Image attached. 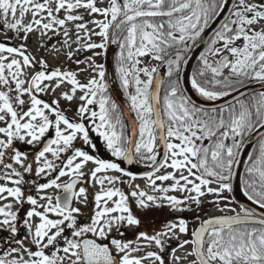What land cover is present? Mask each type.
Listing matches in <instances>:
<instances>
[{"label":"snow or ice","instance_id":"obj_1","mask_svg":"<svg viewBox=\"0 0 264 264\" xmlns=\"http://www.w3.org/2000/svg\"><path fill=\"white\" fill-rule=\"evenodd\" d=\"M104 3L0 0V30L5 36L12 32L27 42L30 34L38 33L40 46L47 50L43 38L49 33L62 35V47L53 46L51 51L59 53L66 47L68 60L76 52L117 45L115 73L125 98L122 107L109 94L105 65L95 63L103 52L74 61L87 65L79 72L92 74L81 82L78 72L49 69L46 60L28 54L26 43L9 46L12 38L0 42V231L9 233L6 242H0V264H143L145 260L165 264L161 254L170 240L178 243L171 247L169 264H182L189 256L194 257L190 264H264V133L241 175L243 195L257 207L241 206L237 212L228 207L231 201L223 195L232 191L234 167L240 163L238 153L245 140L264 129V91L248 97L240 91L252 81L264 83V28L255 27L264 22V2L232 0L228 16L206 43L188 78L191 89L207 101L240 94L211 111L185 94L183 66L188 64L185 54L229 0H107L106 6H98ZM81 9L101 19L87 21ZM92 36L100 37V42H93ZM237 41L242 46H234ZM72 44L77 47L73 49ZM145 57L159 64L141 67ZM160 66L166 68L163 77L158 74ZM65 84L69 88L61 90ZM77 92L80 103L74 118H69L60 102H73ZM41 95L53 98L48 101ZM132 113L129 136L123 119ZM90 133L104 141L116 160L149 168L142 177L148 184L136 185L128 194L115 187L123 183L132 188L131 181L137 177L119 163L76 145L79 140L95 150ZM23 145L32 149L31 155ZM89 163L93 167L86 174ZM162 169L172 171L157 174ZM26 174L45 182L26 179ZM86 176L91 187L79 186ZM64 177L68 179L62 181ZM165 181L172 183L165 187ZM97 185L99 191L92 192ZM49 189L55 193L47 194ZM33 191L37 195L30 194ZM176 191L187 195L168 194ZM205 196L215 199H201ZM130 200L135 201V212ZM221 200L227 202L223 207ZM161 201L173 211H189L192 204L200 209L210 203L220 212L235 214L201 221L190 240H180L188 234L182 218L155 235L140 231L137 241H146L143 245L133 247L132 241L113 236L114 231L123 235L120 230L126 225H140L142 218L164 206ZM25 204L29 208L21 225L18 220ZM152 244L159 252L133 256ZM186 245H191V251L184 257L176 255Z\"/></svg>","mask_w":264,"mask_h":264},{"label":"flooded vegetation","instance_id":"obj_2","mask_svg":"<svg viewBox=\"0 0 264 264\" xmlns=\"http://www.w3.org/2000/svg\"><path fill=\"white\" fill-rule=\"evenodd\" d=\"M257 2H264V0H257ZM25 19L27 20V17ZM255 27H256L257 30H260L261 28H264V22H262V25L259 24V25H256ZM48 36H51L52 39L49 40ZM48 36H45L43 38L44 43L47 44V50H46L45 48L40 46L41 41L39 39V34L38 33L30 34L29 39L27 40V42H25L23 40L16 39L15 38V34L12 33V32H8L7 36H5L4 32L2 30H0V42L8 43L9 42V38H12L9 46H17L18 47L20 44L26 43L28 54L34 56L36 59L43 58L46 61H47L46 54L47 53L48 54L51 53V49L54 46V44H59L58 48L62 47V38L61 37L60 38H58V37L54 38L52 33H49ZM242 43H243L242 41H237L236 45H234V46H242ZM65 52H66V50L64 48L63 51L61 52V56H64L65 61H67V58H66V56L64 54ZM47 64H48L49 69L56 68V67H53V65L51 63H49V62H47ZM27 70L28 69H26V71ZM35 70H38V69H35ZM256 93H259V92H256ZM249 95H251V94H249ZM40 98H42L44 100H48V101L51 100L50 97H46L44 95H41ZM226 143L230 144L231 141L229 140ZM256 143H258V141ZM20 147H23L24 150L29 152V155H31L32 150L31 149H27L28 146L23 145V146H20ZM94 152L95 153L97 152L96 148H95ZM139 171L140 170H136L135 169L134 171H130V172L132 174H136ZM165 171L170 172V171H172V169H168V170L162 169L157 174L162 175V174H164ZM112 173L115 174L114 176L121 177V179H123V180L129 179V177L121 176L120 173H116V172H112ZM184 175H187V172H185ZM241 175L239 176V185H240V188L242 189ZM177 176H179V173H177ZM26 179L38 180L41 183L45 182L44 179L36 177L34 174H26ZM67 179L68 178H65V179L62 178V181H66ZM87 183H88V186L91 187L89 180H87V182H86V184L84 186H86ZM134 183H141L142 185H140V186L142 188H144L148 184V180L145 179V178H141V179L136 178L135 180L131 181V184H134ZM171 183H172V181H165V182H163V186L167 187ZM157 184L159 185V184H161V182L157 181ZM231 185H232V182H231ZM9 186H11V185H9ZM107 186H105V187H107ZM212 186L215 187V185H212ZM115 187H119L121 190L125 191L126 194L130 193V191L132 190V188H129V186L127 184H123V183H117L115 185ZM91 191L92 192H96V191L93 190V188H91ZM54 193H55L54 189L47 190V194H54ZM171 193H172V195L176 196L177 198H182L183 196L187 195V193H182V192H179V191L171 192ZM224 193L228 194L230 196V198L232 199L231 192L225 191ZM30 194L37 195V193L35 191L31 192ZM152 194L153 195H160L159 193H152ZM211 197L212 196H205V197H202L201 199H203L205 201H210ZM161 204H163L164 206L162 208L156 209L151 214V216H149L147 218H142V214H138V218H142V222H141L140 225H138V226H127L126 225L125 227H123L120 230V232H122L123 235H120L119 233H116L114 231L113 232V236L115 238H117V239H121L122 241H132L133 242V244H132L133 247L136 246V243H139V244L143 245V244H146L147 242L143 241V240L137 241V237H138L140 231H144L148 235H155V233L157 231H163L166 224L178 222V220L182 218V219H184L187 222L188 234L187 235H181L180 236V240H185V239H189L190 240L192 238L191 237V232L198 227V225L200 224L201 221L204 220V219L199 220V221L197 220V208H196V206L194 204H192L191 205V210L180 212V211L171 210L168 207L167 202L161 201ZM205 204H207V203H205ZM80 206L83 207V205H80ZM130 207H132L134 212H135V201L134 200H130ZM28 208H29V205L25 204L23 209L20 211V216H19L18 223H20L21 225L23 223L24 214H25V212L27 211ZM13 210L15 211L16 208H14ZM239 211H240V209L237 212H239ZM89 214H90L89 212H86L85 213V217H87ZM234 214L232 213L231 215H234ZM216 215H218V214H216ZM206 218H208V217H206ZM24 234H25V229L23 227H21L20 228V236L23 237ZM8 235H9V233H7L5 231H0V242H6V237ZM177 243H178V241H176V240L166 241V249L167 250L164 253L161 254L163 256L164 260H165V264H169V258H170V254H171V247L175 246ZM0 247H3L2 243H0ZM148 250L159 252V250L156 248L155 244H152L150 249H144V250H142L140 252H135V253H133V256H137V257L143 256V255H145L146 251H148ZM190 251H191V245H186L183 249H179L176 252V255L184 257L185 254L187 252H190ZM193 259H194V257L189 256L187 259L182 261V264H190V262ZM143 264H154V262L152 260H145L143 262ZM156 264H158V262H156Z\"/></svg>","mask_w":264,"mask_h":264},{"label":"rangeland","instance_id":"obj_3","mask_svg":"<svg viewBox=\"0 0 264 264\" xmlns=\"http://www.w3.org/2000/svg\"><path fill=\"white\" fill-rule=\"evenodd\" d=\"M246 2H257V0H246ZM106 3H107V0H105V3L104 4L98 5V6H101V7L106 6ZM79 12H80V14H84L85 15V19L87 21H91L92 19H101V17H99V16H91V17L87 16L83 9L79 10ZM260 25H262V23ZM69 27L71 28L72 25L69 24ZM88 27L89 28H93L94 25H92L91 23H88ZM80 35L83 37V35H84L83 32H81ZM53 37L54 38L55 37H58V38L61 37L62 38V41H63L62 35H60V36L53 35ZM91 39H92L93 42H96V43H99L100 42V37H98V36H92ZM58 45L59 44H54V46L56 48L59 47ZM76 47H77L76 44H72V48L73 49H75ZM64 48L67 51V48L66 47H64ZM104 51H105V49L104 50L94 49V50H91V51H80V52H76L73 55L72 60H68L67 59V61H65L64 56H61V52L57 53V52L51 51L50 54H48V53L46 54V59H47V62H49V63H51L53 65V67H58L59 66L60 68H63V69H68V70H71L73 72H78L77 79H79L81 82H87V79H89L91 77V75H92L91 72H79V69H83V68H85L87 66L86 63H81V64L77 65L74 61L77 60V59H80V60L83 61V60H85L86 57L92 56L93 55V52H103L102 55H99V56H96L95 57V63H97V64H103ZM106 58L108 59V54L106 55ZM213 58L214 59H218V57H213ZM107 59H106V62H105V65L106 66H107ZM141 59L143 61V63L140 65L141 67H143L144 64H147L149 67H153V66H157L158 65L157 61L151 60V59H149L147 57L141 58ZM33 70L34 69H28L27 72L30 73ZM141 78L144 79L143 76ZM68 88H69V86L65 84L61 90H67ZM76 95H77V99L74 100L71 103H69L67 101H63V100L60 102L61 109L62 110L67 109V111L65 112V114L69 118H74V110H75L76 107L79 106V103H80L79 100H78V96L80 95V93L77 92ZM46 97H50L51 99L53 98L51 96H46ZM76 145L79 146V147H82L83 150H85L89 154H91L88 145L81 144V142L79 140L76 141ZM27 149H31V148L28 147ZM49 158L51 159L50 156H49ZM92 167H93V165L91 163H89L88 166L84 169V172L86 174L89 173V171H90V169ZM165 170H168V169H165ZM108 175L114 176L115 174H113L112 172H109ZM65 178H67V177H64L63 179H65ZM0 183H3V181H0ZM136 185H142V184L141 183H134V184H132V189L135 188ZM87 186H88V183H87ZM90 186H91V184H90ZM105 186H107V184ZM92 188H93L94 191H99V186L98 185L95 186V187H92ZM168 194L169 195H172L171 192L168 193ZM223 195L225 197H228V200L231 201V203L228 204V207L234 208V209H236V211H238L240 209V206L237 205V204H235L232 201V199L230 198V196L228 194L223 193ZM213 199H215V198L214 197H211L210 198V200H213ZM164 202H166V201H164ZM226 203H227L226 201L221 200L220 201V206L223 207ZM232 213L233 212H227V213L220 212V211L217 210V207L215 205L210 204V203H207V204L203 205L200 209H197V217H199L197 220L199 221V220L205 219L206 217L213 216V215H216V214H218V215H222V214H229V215H231Z\"/></svg>","mask_w":264,"mask_h":264},{"label":"water","instance_id":"obj_4","mask_svg":"<svg viewBox=\"0 0 264 264\" xmlns=\"http://www.w3.org/2000/svg\"><path fill=\"white\" fill-rule=\"evenodd\" d=\"M232 6V0H229V3L228 5L226 6V8L221 12L220 16H218L213 22L212 24L209 26V28L201 35V38L196 42V44H194L191 48V50L189 51V53L186 55V58L188 59V64L187 65H184L183 66V75L185 76V72L188 68H190V71H191V66L196 58V56L198 55V53L206 46V43L209 41L210 37L213 35V33L215 32L216 29H218L221 25V23L224 22L225 20V17L228 16V9L231 8ZM106 54V52H105ZM104 64H105V60H104ZM107 73V72H106ZM160 76V72L158 73ZM182 84L184 86V88L186 89L185 85H184V80L182 81ZM110 86V85H109ZM264 87V83H261V82H256V83H253L251 85H248L244 88H242L240 91L244 94V97L247 96L248 94L250 93H253V92H261V89ZM109 91H110V94L112 96V98L119 104L123 107V104L122 102L117 98V96L114 94V92L112 91L111 87H109ZM186 95H189L191 97V95L189 94V92L187 91L186 89ZM240 94L239 93H234L233 96H239ZM233 96H229V97H225L223 99H221V101L219 103H215L213 105H203L201 103H198L196 100H194L192 97V100L194 103L197 104V106H202L206 109L208 108H218V107H222L224 106L225 104L227 103H230L233 101ZM133 116L131 115V117H129L127 114L124 116V120L125 122L127 123L128 125V135L131 136V129H132V121H133ZM261 133H264V129L260 130V131H257V132H254L250 137H248L245 141V144H244V147L242 149L241 152L238 153V159L240 160L241 162V159L243 157V154L245 152V150L247 148H250L259 138H260V134ZM159 158L162 159L163 158V148H159ZM135 164H132V165H129L127 164L126 162H123L122 161V164H121V167L125 170V171H134L135 170ZM239 165H236L234 167V172L236 173V175L233 176L231 182H232V191H231V195H232V198L233 200L235 201V203L243 206V207H249V208H256L252 205H248L246 203H243L241 201H239L236 197H235V194H234V186H235V183H236V176H237V173H238V169H239ZM146 171H150V169H146V170H142L136 174H133L134 176H137V177H143V174L146 172ZM86 183V179L85 178H82L78 184L79 186H82ZM199 227V226H198ZM197 227V228H198Z\"/></svg>","mask_w":264,"mask_h":264},{"label":"trees","instance_id":"obj_5","mask_svg":"<svg viewBox=\"0 0 264 264\" xmlns=\"http://www.w3.org/2000/svg\"><path fill=\"white\" fill-rule=\"evenodd\" d=\"M216 18V17H215ZM215 18H213L212 20L209 21V24L208 26L205 28L204 32L208 29V27L211 25V23L215 20ZM203 32V33H204ZM202 33V34H203ZM193 46V45H192ZM191 46V47H192ZM205 48L206 46L200 51V53L198 54V56L196 57L194 63H193V66H192V74L194 72V70L196 69L197 65H198V58L201 54V52H204L205 51ZM119 51L117 45H113V44H109V51H108V59H107V70H108V80H109V83L114 91V93L116 94L117 98L122 102V104L124 105L125 104V98L123 96V92H122V89L120 88V85H119V81L116 77V73H115V66H116V63H115V55L116 53ZM189 52V51H188ZM188 52L185 54L187 55ZM211 59H214L213 57H211ZM157 63L159 64V62L157 61ZM159 70H160V73L162 75V77L164 76V73L166 71V68L164 66H160L159 67ZM253 82V81H252ZM251 83V82H250ZM249 84V83H247ZM246 84V85H247ZM134 90V89H133ZM110 94V93H109ZM254 94H257V93H252L251 95H254ZM163 95V93L161 94ZM111 96V95H110ZM250 96V95H248ZM246 96V97H248ZM220 108V107H218ZM217 108V109H218ZM213 108H208L207 110L211 111ZM98 110V108L96 109ZM132 116L134 117L135 114L132 113ZM123 123L126 125V128H125V132L126 134H128V125L127 123L125 122V120L123 119ZM90 137H91V140L93 142V144L95 145V148L97 149V155H94V156H98L100 159H104V158H107V160H113L114 162H117V163H121V161L119 160H116L114 157L111 156V154L108 152V150L106 149V146H105V143L104 141L99 138L98 136H96L95 133H90ZM209 143L208 141H205V144ZM258 147V143H256L252 150H251V153H254L256 148ZM93 154V153H92ZM248 161V160H247ZM138 166L140 168H144L146 167L145 165L143 164H139L137 163ZM245 167H246V164L243 168V171H242V174L245 172Z\"/></svg>","mask_w":264,"mask_h":264},{"label":"bare ground","instance_id":"obj_6","mask_svg":"<svg viewBox=\"0 0 264 264\" xmlns=\"http://www.w3.org/2000/svg\"><path fill=\"white\" fill-rule=\"evenodd\" d=\"M226 8V7H225ZM224 8V9H225ZM191 77V73H190V68H188L185 72V79H184V85L187 89V91L189 92V94L191 95V97L196 100L198 103H201L203 105H213L215 103H219L221 100H217V101H207L205 100L203 97L199 96L193 89H191V85L190 83L188 82V78ZM261 91H264V87L261 89ZM248 152H249V148H247L243 154V157L241 159V162H240V166H239V169H238V173L241 169V167L244 165L245 161H246V158L248 156ZM234 194H235V197L243 202V203H246L248 205H252L254 207H257L256 205H253L251 203V201H248L247 198L243 195V192L240 188V185L238 183V181L236 182V185H235V188H234Z\"/></svg>","mask_w":264,"mask_h":264}]
</instances>
